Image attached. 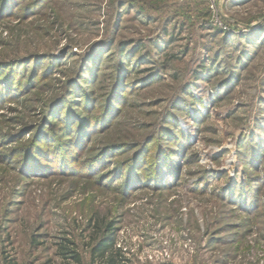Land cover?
<instances>
[{"label": "rangeland", "instance_id": "rangeland-1", "mask_svg": "<svg viewBox=\"0 0 264 264\" xmlns=\"http://www.w3.org/2000/svg\"><path fill=\"white\" fill-rule=\"evenodd\" d=\"M107 234L264 264V0H0V264Z\"/></svg>", "mask_w": 264, "mask_h": 264}, {"label": "trees", "instance_id": "trees-1", "mask_svg": "<svg viewBox=\"0 0 264 264\" xmlns=\"http://www.w3.org/2000/svg\"><path fill=\"white\" fill-rule=\"evenodd\" d=\"M104 238L102 242H98L93 246L92 254L94 256L98 255L103 264H119V257H122L123 253L116 248V238L108 234Z\"/></svg>", "mask_w": 264, "mask_h": 264}]
</instances>
